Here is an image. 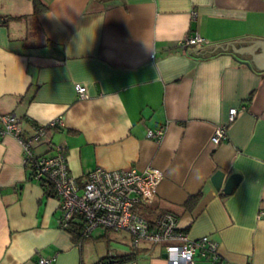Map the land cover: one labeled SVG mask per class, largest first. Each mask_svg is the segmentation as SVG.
Wrapping results in <instances>:
<instances>
[{
    "label": "crops",
    "instance_id": "crops-1",
    "mask_svg": "<svg viewBox=\"0 0 264 264\" xmlns=\"http://www.w3.org/2000/svg\"><path fill=\"white\" fill-rule=\"evenodd\" d=\"M39 1L33 13L32 0H0V113L20 116L24 137L61 117L51 141L64 145L79 183L96 167L161 170L141 212L170 211L190 238L217 243L216 261L194 264H264V68L245 63L253 56L243 48L264 40V0ZM194 33L208 43L179 44ZM232 107L227 136L213 145ZM159 127L160 140L147 136ZM231 173L241 178L226 194ZM59 215L60 198L30 177L20 141L0 137V264H97L134 252L122 231L96 228L78 243ZM163 251L142 243L131 264H167Z\"/></svg>",
    "mask_w": 264,
    "mask_h": 264
},
{
    "label": "built area",
    "instance_id": "built-area-1",
    "mask_svg": "<svg viewBox=\"0 0 264 264\" xmlns=\"http://www.w3.org/2000/svg\"><path fill=\"white\" fill-rule=\"evenodd\" d=\"M208 42L198 33L187 34L179 43L181 46L205 45ZM78 96L87 97L86 87L74 84ZM238 108L229 109L227 123L215 127L211 143L216 145L227 136V126L234 120ZM63 125L61 117L46 124L32 127L29 136L22 135V119L14 112L0 113V137L10 134L21 143L23 162L30 169V177L52 185L60 198L58 225L69 229L70 224H79V236L89 238L96 228L112 232H126L131 237L135 252L145 243L150 247L163 246L167 264H194V257L218 259L217 243L209 236L190 238L178 226L174 213L164 211L149 219L140 215L143 207L149 206L156 195V189L163 173L148 167L142 171L135 168L104 169L96 167L88 172L86 179L79 183L69 172L64 145L51 141L53 130ZM163 128L148 129L147 136L160 140ZM45 150L36 152L38 146ZM51 151L50 155L45 154ZM49 258L38 256V264H48ZM100 264H131L118 261L109 254Z\"/></svg>",
    "mask_w": 264,
    "mask_h": 264
},
{
    "label": "water",
    "instance_id": "water-1",
    "mask_svg": "<svg viewBox=\"0 0 264 264\" xmlns=\"http://www.w3.org/2000/svg\"><path fill=\"white\" fill-rule=\"evenodd\" d=\"M249 41H252V42L243 48H246V49H244L246 51L248 49H252L251 50L252 53H250V54H252L253 59H247V60H245V63L258 65V67H259L258 69L264 68V40L257 39V40H249ZM229 42H239V41H228V42H224V43L228 44ZM219 44H221V43H219ZM219 44H215V45L218 46ZM230 44H232V43H230ZM226 48H227V45H226ZM232 48L234 49L233 52H235V53H237L239 51L238 50L239 48L235 49L233 44H232ZM240 48H242V47H240ZM256 48H259V52L256 54H253V52ZM196 49H198V48H196ZM223 49H225V48H223ZM188 50H191V49H188ZM239 52H242V51H239ZM224 175H225V173L223 171H216L215 172V174L213 176V182L216 186H220L222 184V181L224 179ZM240 178H241V176L237 173H231L230 175H228L225 178V182H224V186H223V192L226 194L231 193L233 187L239 182ZM162 257L165 258L166 254L163 253Z\"/></svg>",
    "mask_w": 264,
    "mask_h": 264
},
{
    "label": "trees",
    "instance_id": "trees-1",
    "mask_svg": "<svg viewBox=\"0 0 264 264\" xmlns=\"http://www.w3.org/2000/svg\"><path fill=\"white\" fill-rule=\"evenodd\" d=\"M33 3V13H37L38 11L42 10L44 8V6L41 4V2L39 0H32ZM43 184H49L47 182H42ZM51 187H48L46 190V194L50 195L51 194ZM199 195H195V196H191L187 199L186 201V205L187 207H190L194 204V202L198 199ZM70 231L73 232L74 237H76L77 242L79 243V241L82 239L79 236V229H80V225L79 224H70L69 226ZM135 252H131V253H127V254H120L117 256H113L114 259L118 260V261H130L135 257ZM105 258H107V256H105L104 258H101L97 264H100Z\"/></svg>",
    "mask_w": 264,
    "mask_h": 264
},
{
    "label": "rangeland",
    "instance_id": "rangeland-1",
    "mask_svg": "<svg viewBox=\"0 0 264 264\" xmlns=\"http://www.w3.org/2000/svg\"><path fill=\"white\" fill-rule=\"evenodd\" d=\"M140 215L144 216V214H143L141 211H140ZM109 231H110V230H109ZM109 233H110V232H109ZM111 234H113L112 231H111ZM113 243H114V241H113ZM123 246L126 247V248L128 247V245H118L117 247H121V248H123ZM96 247H97V248H100V245H96Z\"/></svg>",
    "mask_w": 264,
    "mask_h": 264
}]
</instances>
